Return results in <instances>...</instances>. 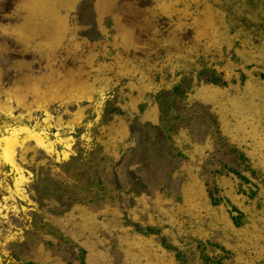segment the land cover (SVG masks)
<instances>
[{"label": "rangeland", "instance_id": "obj_1", "mask_svg": "<svg viewBox=\"0 0 264 264\" xmlns=\"http://www.w3.org/2000/svg\"><path fill=\"white\" fill-rule=\"evenodd\" d=\"M0 264H264V0H0Z\"/></svg>", "mask_w": 264, "mask_h": 264}, {"label": "bare ground", "instance_id": "obj_2", "mask_svg": "<svg viewBox=\"0 0 264 264\" xmlns=\"http://www.w3.org/2000/svg\"><path fill=\"white\" fill-rule=\"evenodd\" d=\"M32 11H31V13L27 14L26 20L21 23V24H29L30 27L28 29H23V30L20 29L19 31L11 32V35H10L19 44V46L23 52L28 51L29 48L33 47V41H34V38L35 39L37 38L35 36L38 35L37 34L38 32H40V33L41 32L51 33L52 31H54L53 34L58 33L57 35H59V32L62 30L61 29L62 28L61 22H55L53 25H51V27H49V26L46 27V25L42 24V22L40 21V18H38L36 15H34L32 13ZM35 22L37 24V28H35V26L33 25V23H35ZM21 26H20V28H21ZM42 48H43V43H42ZM16 67H17V65H16Z\"/></svg>", "mask_w": 264, "mask_h": 264}]
</instances>
